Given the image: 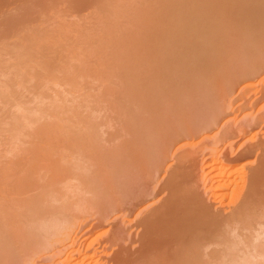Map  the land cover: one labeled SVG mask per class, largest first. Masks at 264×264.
<instances>
[{"label":"rangeland","instance_id":"obj_1","mask_svg":"<svg viewBox=\"0 0 264 264\" xmlns=\"http://www.w3.org/2000/svg\"><path fill=\"white\" fill-rule=\"evenodd\" d=\"M259 250L264 0H0V264H264Z\"/></svg>","mask_w":264,"mask_h":264},{"label":"bare ground","instance_id":"obj_2","mask_svg":"<svg viewBox=\"0 0 264 264\" xmlns=\"http://www.w3.org/2000/svg\"><path fill=\"white\" fill-rule=\"evenodd\" d=\"M255 1H256V0H255ZM247 3H248V2H247ZM261 4H262V2H261ZM233 5H234V4H233ZM254 9H256V8H254ZM244 11H245V9H244ZM248 11H249V10H248ZM256 11H257V10H256ZM240 13H241V12H240ZM251 14H252V13H251ZM252 15H254V14H252ZM242 17H243V16H242ZM249 18H250V17H249ZM244 19H245V18H244ZM243 22H244V21H243ZM248 28H249V27H248ZM239 29H240V28H239ZM257 29H258V28H257ZM254 32H255V31H254ZM245 33H246V32H245ZM253 35H254V34H253ZM238 36H239V35H238ZM243 37H244V36H243ZM242 43H243V42H242ZM239 44H240V43H239ZM248 45H249V44H248ZM249 48H250V47H249ZM247 49H248V48H247ZM237 51H238V50H237ZM231 52H232V51H231ZM240 52H241V51H240ZM249 52H250V51H249ZM243 53H244V52H243ZM233 57H234V56H233ZM233 57H232V58H233ZM241 57H242V56H241ZM230 60H231V59H230ZM233 61H234V60H233ZM247 61H248V60H247ZM241 62H242V61H241ZM233 64H234V63H233ZM260 65H261V64H260ZM192 66H193V65H192ZM239 69H240V68H239ZM245 69H246V68H245ZM251 70H252V69H251ZM240 75H241V74H240ZM257 75H258V74H257ZM212 76H213V75H212ZM246 77H247V76H246ZM201 78H203V77H201ZM208 78H209V77H208ZM226 78H227V77H226ZM227 80H228V79H227ZM227 80H226V81H227ZM208 81H209V80H208ZM240 81H241V80H240ZM204 82H205V81H204ZM205 83H206V82H205ZM206 85H207V84H206ZM232 87H233V86H232ZM209 88H210V87H209ZM230 88H231V87H230ZM204 90H205V88H204ZM206 91H207V90H206ZM196 93H197V92H196ZM191 94H192V93H191ZM210 95H211V94H210ZM195 96H197V95H195ZM202 96H203V95H202ZM203 97H204V96H203ZM173 99H175V97H174ZM204 99H205V98H204ZM194 100H195V99H194ZM210 100H211V99H210ZM210 100H209V101H210ZM203 101H204V100H203ZM195 102H196V101H195ZM198 102H199V101H198ZM205 102H206V101H205ZM174 103H176V102H174ZM174 103H173V104H174ZM203 103H204V102H203ZM153 104H154V103H153ZM171 104H172V102H171ZM177 104H178V103H177ZM196 104H197V103H196ZM181 105H183V104H181ZM184 105H186V104H184ZM194 105H195V104H194ZM199 105H200V104H199ZM204 105H205V104L200 105V108H204ZM207 105H208V104H207ZM154 106H155V105H154ZM154 106H152V107H154ZM169 106H170V105H169ZM162 107H164V106H162ZM205 107H206V106H205ZM166 108L168 109V107H166ZM194 108H195V107H194ZM194 108L192 107V110H193L194 112H196V113H199V114L202 113V111L205 109V108H204V109L201 110V109L197 108V106H196L195 109H197V110L199 109V110H200V111L198 110V112H197ZM161 109H164V108H161ZM170 110H171V109H170ZM179 111H180V110H179ZM188 111H189V110H188ZM193 111H192V112H193ZM213 111H214V110H213ZM150 112H151V111H150ZM155 112H157V111L155 110ZM158 112H159V111H158ZM158 112H157V113H158ZM166 113H167V112H166ZM178 113H179V112H178ZM189 114H190V113H189ZM191 114H192V113H191ZM193 115H194V114H193ZM206 115H208V113H207ZM166 116H167V115H166ZM174 117H175V116H174ZM176 117H177V116H176ZM186 117H187V116H186ZM161 118H162V117H161ZM188 118H189V117H188ZM197 118H198V117H196V119H197ZM183 119H184V118H183ZM186 119H187V118H186ZM210 119H211V118H210ZM154 120H155V119H154ZM165 120H166V119H165ZM178 120H179V119H178ZM191 120H192V119H191ZM193 120H195V119H193ZM200 120H202V119H200ZM207 120H208V119H207ZM198 121H199V120H198ZM202 121H203V120H202ZM202 121H201V122H202ZM156 122H157V121H156ZM165 122H166V121H165ZM158 123H159V122H158ZM178 123H179V121H178ZM178 123H176V125H177ZM192 123H193V122H192ZM202 123H203V122H202ZM205 123H206V122H205ZM147 124H148V123H147ZM172 124H173V122H172ZM197 124H199V123H197ZM200 124H201V123H200ZM145 125H146V124H145ZM156 125H157V124H156ZM174 125H175V124H174ZM192 125H194V124H192ZM213 125H215V124H213ZM160 126H161V125H160ZM172 126H173V125H172ZM177 126L179 127V124H178ZM177 126H173L172 129H173L174 127H177ZM168 127H169V126H168ZM189 127H190V126H189ZM165 128H166V126H165ZM182 128H183V127H182ZM194 128H195V127H194ZM197 128H199V127H197ZM200 128H201V127H200ZM148 129H149V128H148ZM151 129H152V128H151ZM168 129H169V128H168ZM188 129H189V128H188ZM203 129H204V128H203ZM163 130H164V129H163ZM169 130H170V129H169ZM184 130H185V129H184ZM193 130H194V129H193ZM164 131H165V130H164ZM172 131H173V130H172ZM175 131H179V129L174 130V131H173L174 134L176 133ZM182 131H183V130H182ZM166 132H167V131H166ZM186 132H188V130H187ZM193 132H194V131H193ZM193 132H191L190 134H192ZM158 133H159V131H158ZM168 133H169V132H168ZM170 133H171V131H170ZM170 133H169V135H170ZM173 133H171V135H174ZM188 133H189V132H188ZM200 133H201V132H200ZM178 134H179V132H178ZM196 134H197V132H196ZM152 135H154V134L152 133ZM158 135H159V134H158ZM163 135H164V134H163ZM167 136H168V135H167ZM167 136H165L166 140H167ZM176 136H177V135H176ZM188 136H189V135H188ZM193 136H194V135H193ZM193 136H192V137H193ZM150 137H151V134H150ZM161 137H162V136H161ZM169 137L172 138L171 136H169ZM178 137H179V136H178ZM178 137H177V139H178ZM183 137H185V136H183ZM189 137H190V136H189ZM139 138H140V137H139ZM153 138H154V137H153ZM153 138H152V139H153ZM140 139H142L143 141H144L145 139L147 140L146 137H145V138L142 137V138H140ZM148 139H149V138H148ZM152 139H151V140H152ZM168 139H169V138H168ZM142 140H141V141H142ZM149 140H150V139H149ZM151 140H150V141H151ZM158 140H160L159 142H161V141H162V138H161V139H158ZM158 140H157V141H158ZM153 141H154V140H153ZM155 141H156V139H155ZM157 141H156V144L158 143ZM163 141H164V140H163ZM168 141H169V140H167L166 143H167V145L170 144L169 147H171L172 142H170V141H171V140H170L169 143H168ZM145 142H147V141H145ZM137 143H138V141L135 143V145H136ZM141 143H143V142L138 143V144H140V145H137V146H134L133 148H130L132 151H129V152H133V149H136L135 147H139V148H141V147H140V146L142 145ZM148 143H149V142H148ZM148 143H147V144H148ZM145 144H146V143H145ZM159 144H161V143H159ZM159 144H158V145H159ZM162 144H163V146H162V145H161V146H162V147H165L164 149H163V148H160V149L157 148V150L159 149L161 152H162V150L164 151V150H166V148H167V145H165V142H162ZM148 145H149V147H150V146H154V145H152L151 143L148 144ZM173 145H174V144H173ZM125 146H127V145H125ZM142 146H143V145H142ZM146 146H147V145H146ZM143 147H144V146H143ZM169 147L167 148L166 151L169 150ZM178 148H179V147H178ZM123 149H124V148H123ZM123 149H121V150H122V151H125V150H123ZM130 149H129V150H130ZM151 149H152V148H151ZM151 149H150V150H151ZM118 150H120V149H118ZM121 150H120V151H121ZM126 150H127V149H126ZM147 150H149V149H147ZM153 150H156V148L153 149ZM157 150H156V151H157ZM159 150L157 151L158 155L161 153ZM127 151H128V150H127ZM127 151H125V152H127ZM138 151H139V150H138ZM138 151H136V152H138ZM156 151H155V152H156ZM166 151H164V153H165ZM249 151H250V150H249ZM136 152H134V153H130V154H126V153L124 154V153H122V155H120V154H121V152H120L119 155H120V158H121V156H122V158H123V156H125V155H127V157H129V156L131 155L130 157L133 159V157L136 156V155L140 157V155H138L139 153H141V154L143 153V154H144V151H143V150H142V152H139V153H136ZM145 152H146V151H145ZM147 152H148V151H147ZM150 152L152 153L153 151H150ZM150 152H148V153H150ZM155 152H153V153H155ZM168 152H169V151H168ZM117 153H119V152H117ZM148 153H145V154L147 155ZM151 153H150V154H151ZM153 153H152V154H153ZM157 153H155V154L157 155ZM166 153H167V152H166ZM250 153H251V152H250ZM123 154H124V155H123ZM135 154H136V155H135ZM150 154H149V156H150ZM162 154H163V153H162ZM162 154H160V155H162ZM246 154H247V153H246ZM119 155H118V156H119ZM132 155H134V156H132ZM146 155H145V156H146ZM153 155H154V154H153ZM158 155H157V156H158ZM160 155H159V156H160ZM163 155H164V154H163ZM249 155H250V154H249ZM249 155H248V156H249ZM118 156H116V157L118 158V160H120ZM159 156H158V157H159ZM164 156H165V155H164ZM125 157H126V156H125ZM125 157H124V158H125ZM141 157H143V155H141ZM246 157H247V156H246ZM246 157H245V158H246ZM124 158H123V159H124ZM131 158H130V159H131ZM146 158H148V157L146 156ZM155 158H156V157H155ZM160 158H162V157L160 156ZM167 158H168V157H167ZM247 158H248V157H247ZM123 159H122V160H123ZM132 159H131V160H132ZM135 159H136V158H135ZM139 159H140V158H137L136 160L138 161ZM143 159H144V158H143ZM163 159H164V158H163ZM125 160H126V159H125ZM151 160H152V159H151ZM153 160H154V162H155V159H153ZM184 160H185V159H184ZM123 161H124V160H123ZM126 161H127V163H128V159H127ZM126 161H125V163H126ZM139 161H140V160H139ZM121 162H122V161H121ZM121 162H118V164H120ZM135 162H136V161H134V159H133V162H131V163L133 164V163H135ZM162 162H163V161H162ZM172 162H173V161H172ZM129 163H130V160H129ZM129 163H128L127 166H130ZM151 163L153 164V162H151ZM151 163H150V164H151ZM157 163H158V162H157ZM164 163H165V162H164ZM137 164L140 165L139 163H137ZM137 164H136V165H137ZM155 164H156V163H155ZM181 164H182V163H181ZM120 165L122 166V163H121ZM123 165H124V164H123ZM179 165H180V164H179ZM117 166H118L117 169H119V170L122 169L119 165H117ZM133 166H134V165H133ZM140 166H141V165H140ZM142 166H143V165H142ZM144 166H145V165H144ZM160 166H161V163H160ZM160 166H159V167H160ZM177 166H178V165H177ZM119 167H120V168H119ZM122 167H123V166H122ZM153 167H155V166H153ZM156 167L159 168V167L157 166V164H156ZM219 167H221V166H219ZM219 167H218V168H219ZM128 168H129V167H128ZM128 168H127V170H128V172H129L131 169L129 170ZM131 168H132V165H131ZM144 168H145V167H144ZM178 168H179V167H178ZM132 169H134V168H132ZM135 169H138V167H135ZM140 169H141V168H140ZM145 169H146V168H145ZM147 169H150V168L147 167ZM123 170H124V168H123ZM125 170H126V168H125ZM125 170H124V171H125ZM155 170H156V168H155ZM124 171H123V172H124ZM132 171H133V170H132ZM136 171H137V170H136ZM151 171H152V170H151ZM153 171H154V169H153ZM156 171H157V170H156ZM168 171H169V170H168ZM180 171H181V170H180ZM118 172H119V171H118ZM130 172H131V171H130ZM130 172H129V173H130ZM140 172H141V171H140ZM144 172H146V170H144ZM147 172H148V170H147ZM158 172H159V171H158ZM158 172H157V174H158ZM165 172H166V171H165ZM187 172H188V171H187ZM217 172H218V173H217L218 175H221L224 171H222V170L219 168V170H217ZM112 173H113V172H112ZM120 173H122V170H121V172H119V174H120ZM125 173L127 174V172H124V175H126ZM133 173L136 174L135 171H134ZM152 173H153V172H151V174H152ZM176 173H177V171H176ZM182 173H183V172H182ZM148 174H149V173H148ZM148 174H146V176H147ZM173 174H174V173H173ZM177 174H179V173H177ZM177 174H176V175H177ZM180 174H181V173H180ZM122 175H123V174H122ZM127 175H128V174H127ZM127 175H126V176H127ZM132 175H134V174L131 173V176H132ZM228 175H229V174H228ZM120 176H121V175H120ZM155 176H157V175H155ZM221 176H222V175H221ZM255 176H256V175H255ZM107 177H108V176H107ZM148 177H149V176H148ZM172 177H173V176H172ZM178 177H179V176H177V178H178ZM185 177H186V176H185ZM222 177H223V176H222ZM123 178H124V177H123ZM152 178H153V175H152ZM140 179H141V178H140ZM150 179H151V178H150ZM178 179H179V178H178ZM224 180H225V179H224ZM226 180H227V179H226ZM152 181H153V179H152ZM219 181H221V180H219ZM104 182H105V181H104ZM154 182H155V181H154ZM166 182H167V181H166ZM172 182H173V181H172ZM176 182H178V183H177V186L175 185ZM232 182H233V181H232ZM232 182H230L229 180H228V181H224V182H222V183L219 182L220 184H218V185H216V186H219L220 188H224V187L229 186L230 183H232ZM170 183H171V182H170ZM170 183H168V184L170 185ZM175 183L173 182L174 186H173L172 184L170 185V186H173L172 188H170V189H172L171 191H173V193L176 192L175 189H176V187H178L179 181H175ZM233 183H234V182H233ZM128 184H129V183H128ZM185 184H186V183H185ZM259 184H260V183H259ZM259 184H258V185H259ZM126 185H127V184H126ZM256 185H257V184H256ZM144 186H145V185H144ZM100 187H101V186H100ZM174 187H175V189H174ZM103 188H104V187H103ZM253 188H254V187H253ZM100 189H101V188H100ZM177 189H179V187H178ZM174 190H175V191H174ZM256 190H257V189H256ZM256 190H255V191H256ZM92 191H93V190H92ZM125 191H126V190H125ZM127 191H128V190H127ZM137 191H138V190H137ZM152 191H153V190H152ZM166 191H167V190H166ZM90 193H91V192H90ZM147 193H148V192H147ZM156 193H157V192H156ZM162 193H163V192H162ZM177 193H178V190H177L176 194H173L174 196L171 195V197H172V196L175 197V195H176V197H177V196L179 195V193H178V195H177ZM254 193H255V192H254ZM94 194H95V192H94ZM104 194H105V193H104ZM108 194H109V193H108ZM137 194H138V192H137ZM148 194H149V193H148ZM152 194H153V193H152ZM257 194H258V192H257ZM95 195H96V194H95ZM128 195H129V194H128ZM146 195H147V194H146ZM146 195H145V196L143 195V196L146 197ZM149 195H151V194H149ZM149 195H147V198L149 197ZM154 195H155V194H154ZM164 195H165V194H164ZM159 196H160V195H159ZM96 197H97V196H96ZM150 197L152 198V196H150ZM167 197H168V196H167ZM221 197H222V196H221ZM127 199H128V198H127ZM143 199H144V198H142L141 201H142ZM179 199H180V198H178V200H179ZM96 200H97V199H96ZM136 201H137V200H136ZM106 202H108V201H106ZM139 202H140V201H139ZM142 202H143V201H142ZM176 203H177V202H176ZM91 204H92V203H91ZM103 204H104V203H103ZM105 204H106V203H105ZM145 204H146V203H145ZM181 204H182V203H181ZM107 205H108V204H107ZM113 205H114V204H113ZM136 205H137V204H136ZM166 205H168V203H166ZM119 207H120V206H119ZM142 207H143V206H142ZM170 207H171V206H170ZM82 208H83V207H82ZM152 209H153V208H152ZM166 209H167V206H166ZM121 210H122V209H121ZM169 210H170V209H169ZM152 211H153V210H152ZM158 211H159V210H158ZM169 212H170V211H169ZM171 212H172V211H171ZM142 213H143V212H142ZM152 213H154V212H152ZM157 213H158V212H157ZM139 214H140V213H139ZM150 214H151V213H150ZM167 214H168V211H167ZM147 215H149V214H147ZM152 215H153V214H152ZM152 215H151V217H153ZM154 216H155V215H154ZM146 217H147V216H146ZM148 217H150V216H148ZM151 217H150V218H151ZM157 217H158V215H157ZM160 217H161V216H160ZM153 218H154V217H153ZM145 219H146V218H145ZM158 219H159V218H158ZM162 219H163V218H162ZM165 219H166V218H165ZM142 220H144V218H143ZM151 220H152V219H151ZM153 220H154V219H153ZM160 220H161V219H160ZM137 221H138V220H137ZM144 221H145V220H144ZM154 221H155V220H154ZM154 221H153V223H154ZM157 221H158V220H157ZM166 221H168V220H166ZM146 222H149V221L147 220ZM160 222H161V221H160ZM137 223H138V222H137ZM141 223H142V222H141ZM149 223H150V222H149ZM151 223H152V222H151ZM165 223H166V222H165ZM144 224H145V223H144ZM144 224H143V225H144ZM155 224H156V223H155ZM157 224H158V223H157ZM157 224H156V226H155L154 224H153V225L150 224L151 227H152L151 229H154L155 227H157L156 230H153V231H152L151 229H148V228H150V227L146 228L145 231L147 232L148 235L151 234V233H154V232H155V234H157V231L160 232V231L158 230V226H157ZM160 224H162V222H161ZM136 225H137V224H136ZM148 225H149V224H148ZM150 225H149V226H150ZM145 226H146V224H145ZM202 226H203V225H202ZM134 227H135V226H134ZM134 227H133V228H134ZM167 227H168V226H167ZM199 227H200V226H199ZM142 228H143V227H142ZM40 229H41V228H40ZM135 229H136V228H135ZM147 229H148V230H147ZM159 229H160V227H159ZM168 229H169V228H168ZM204 229H205V228H204ZM132 230H133V229H132ZM137 230H138V229H137ZM139 230H141V229H139ZM139 230H138V231H139ZM150 230H151V231H150ZM166 230H167V229H166ZM201 230H202V229H201ZM211 230H212V229H211ZM138 231H137V232H138ZM143 231H144V229H143ZM143 231H142V232L140 231V232H141V233H144ZM192 231H193V230H192ZM131 232H132V231H131ZM134 232H135V231H134ZM161 232H162V231H161ZM161 232H160V233H161ZM170 232H171V231H170ZM209 232H210V231H209ZM211 232H212V231H211ZM211 232H210V233H211ZM178 233H179V232H178ZM189 233H191V232H189ZM147 234H146V235H147ZM155 234H154V236H155ZM204 234H205V233H204ZM207 234H208V233H207ZM211 234H212V233H211ZM30 235H31V234H30ZM157 235L160 236V234H157ZM157 235H156V237H157ZM161 235H162V234H161ZM174 235H175V234H174ZM202 235H203V234H202ZM35 236H36V235H35ZM142 236H143V235H142ZM162 236H163V235H162ZM199 236H200V235H199ZM36 237L38 238L39 236H36ZM36 237H35V238H36ZM143 237H144V236H143ZM143 237H142V238H143ZM170 237H171V235H170ZM174 237H175V236H174ZM194 237H195V236H194ZM201 237H202V236H201ZM37 238H36V239H37ZM146 238H148V236H147ZM150 238L152 239V237H150ZM150 238H148V239H150ZM153 238H154V237H153ZM162 238H164V237H161L160 239H162ZM171 238H172V237H171ZM23 239H24V238H23ZM36 239H35V240H36ZM38 239H40V238H38ZM42 239H43V238H42ZM135 239H136V238H135ZM143 239H144V238H143ZM148 239H147V240H148ZM151 239H150V240H151ZM154 239H155V238H154ZM158 239H159V238H158ZM166 239H167V238H166ZM30 240H33V238L30 239ZM30 240H29V241H30ZM152 240H153V239H152ZM171 240H172V239H171ZM27 241H28V240H27ZM37 241H38V240H37ZM141 241H142V243L144 242L142 239H141ZM148 241H149V240H148ZM158 241L160 242V240H158ZM197 241H198V240H197ZM207 241H208V240H207ZM34 242H36V241H34ZM39 242L41 243V244H39V245H42V244H43V243H42L43 241L40 240ZM114 242H115V241H114ZM145 242H146V241H145ZM149 242H150V241H149ZM154 242H156V241L154 240ZM23 243H24V242H23ZM29 243H30V242H29ZM37 243H38V242H37ZM173 243H174V242H173ZM198 243H199V242H198ZM212 243H213V242H212ZM24 244H25V243H24ZM30 244H31V243H30ZM34 244H35V243H34ZM34 244H33V245H34ZM44 244H45V243H44ZM44 244H43V245H44ZM140 244H141V242H140ZM145 244H146V243H145ZM150 244H152V243L150 242ZM156 244H157V243H156ZM158 244H159V243H158ZM158 244H157V245H158ZM160 244H161V243H160ZM164 244H165V243H164ZM178 244H179V243H178ZM205 244H206V243H205ZM141 245H143V244H141ZM154 245H155V243H154ZM79 246H80V245H79ZM137 246H138V245H137ZM152 246H153V245H152ZM155 246H156V245H155ZM155 246H154V249L156 250ZM33 247H34V246H33ZM35 247H36V246H35ZM37 247H38V246H37ZM39 247H40V246H39ZM138 247H139V246H138ZM144 247H145V245H144ZM144 247H143V249H146V248H144ZM31 248H32V247H31ZM133 248H134V247H133ZM157 248L159 249V247H157ZM160 248H161V247H160ZM163 248H164V247H163ZM163 248H162V249H163ZM256 248H257V247H256ZM256 248L254 247L255 251H256ZM81 249H82V248H81ZM120 249H121V248H120ZM254 249H253V250H254ZM85 250H86V249H85ZM136 250H137V249H136ZM141 250H142V249H141ZM149 250H150V249H149ZM152 250H153V249H152ZM137 251H138V250H137ZM145 251H146V250H145ZM245 251H246V250H245ZM255 251H254V253H255ZM261 251H262V250H261ZM72 252H73V251H72ZM75 252H76V251H75ZM88 252H89V251H88ZM175 252H176V251H175ZM248 252H249V251H248ZM258 252L260 253V250L257 251L256 254H259ZM77 253H78V252H77ZM86 253H87V252H86ZM86 253H85V254H86ZM140 253H141V251H140ZM146 253H147V251H146ZM149 253H150V252H149ZM82 254H83V253H82ZM141 254H142V253H141ZM141 254H140V255H141ZM144 254H145V252H144ZM242 254H243V253H242ZM252 254H253V253H252ZM83 255H84V254H83ZM191 255H192V254H191ZM254 255H255V254H254ZM87 256H88V255H87ZM87 256H86L85 258L83 257L84 259L81 258V260H83V261H81L80 264H85V263L87 262V259H88ZM89 256H90V255H89ZM147 256H149V255L146 254V257H147ZM155 256H156V254H155ZM252 256H253V255L250 254V257H252ZM256 256H259V255H256ZM143 257H144V256H143ZM235 257H236V256H235ZM237 257H238V256H237ZM253 257H254V256H253ZM261 257H264V253H260V258H261ZM129 258H130V257H129ZM139 258H142V257L140 256ZM199 258H200V257H199ZM233 258H234V257H233ZM152 259H153V258H152ZM247 259H248V258H247ZM247 259L245 258V264H254L253 261L251 262V261H249V260H247ZM249 259H250V258H249ZM253 259H255V263H256V262H257V261H256V258H253ZM71 260H72V259H71ZM122 260H123V259H122ZM122 260H121V261H122ZM257 260H259V259H257ZM262 260H263V259H262ZM262 260H261V261H262ZM125 261L127 262V260H124V262H125ZM136 261H137V260H136ZM139 261H140V259L138 260V262H139ZM144 261H145V260H144ZM238 261H239V260H238ZM241 261H243V259H242ZM241 261H239V262H241ZM128 262H129V261H128ZM243 262H244V261H243ZM87 263H88V262H87ZM191 263H192V262H191ZM233 263H234V262H233ZM258 263H259V262H258ZM120 264H121V263H120ZM122 264H123V263H122ZM240 264H242V262H241Z\"/></svg>","mask_w":264,"mask_h":264}]
</instances>
